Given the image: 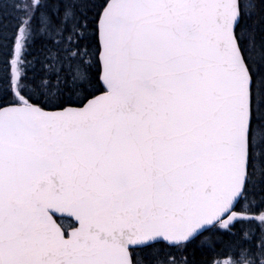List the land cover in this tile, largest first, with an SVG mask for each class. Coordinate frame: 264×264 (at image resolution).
<instances>
[{
  "label": "snow or ice",
  "instance_id": "1",
  "mask_svg": "<svg viewBox=\"0 0 264 264\" xmlns=\"http://www.w3.org/2000/svg\"><path fill=\"white\" fill-rule=\"evenodd\" d=\"M0 264H264V0H0Z\"/></svg>",
  "mask_w": 264,
  "mask_h": 264
}]
</instances>
